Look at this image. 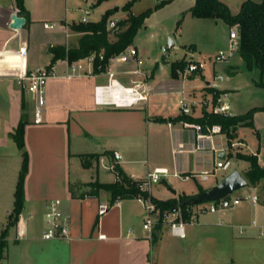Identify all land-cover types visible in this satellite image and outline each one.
Segmentation results:
<instances>
[{
    "label": "crops",
    "instance_id": "0c3cea01",
    "mask_svg": "<svg viewBox=\"0 0 264 264\" xmlns=\"http://www.w3.org/2000/svg\"><path fill=\"white\" fill-rule=\"evenodd\" d=\"M71 1L74 0H24L26 21L22 27L14 28L10 22L12 14L18 13L15 0H0V232L13 208L23 160L12 136L21 120H26L24 140L29 154L25 202L16 225L9 230L2 264H264V181L252 185L253 194L259 196L257 202L249 199L246 206L241 207L243 202L233 206L236 210L230 216V208L202 213L186 223L185 237L174 235L166 224L157 228L155 235L144 228L148 200L132 197L114 201L109 191L91 193L88 185L96 180L116 181V167L143 181L148 171L165 167L167 174L158 182L144 183V188L156 198L168 199L180 194L193 196L202 191L200 186L205 189L219 182L232 168L217 167V162L225 158L231 166L236 158V169L245 174L249 162L231 155L236 146L237 151L245 152L243 138L231 140V144L226 133L218 132L202 140L185 120L170 119L183 114L182 97L190 105L195 103L189 115L199 117L212 111L216 90L226 93L230 114H242L263 104L231 111L237 104L229 97L237 88L230 78L244 69V62L238 52L228 61L214 60L218 50L229 45L230 26L223 19L193 16L190 7L195 0H190L184 13L194 17L199 29L204 28L205 39L178 41L173 37L175 45L170 55L163 49L166 57H155L153 63L143 59L135 39L130 46L137 48L141 64L134 58L121 61L113 56L103 70L68 74L67 60L58 59L54 62L56 76L47 82L45 119L34 123L33 96L19 85L17 76L51 63V45L78 44L82 33L75 31L71 25L76 22L67 18ZM222 1L237 13L244 0ZM109 2L90 0L89 6L98 9L100 19L107 10L119 9V5L112 7ZM147 19L143 26H147ZM51 21L65 26L45 27L44 23ZM47 29H51L48 34ZM176 47L182 54L175 60L202 59L206 61L205 68L173 75L172 51ZM166 66L170 70L163 74ZM109 67L124 86L139 83L137 88L145 90L146 97L132 104L117 103L110 93L98 99L96 86L108 82ZM197 105L201 106L200 112L196 111ZM253 121L260 138L264 137V110L256 111ZM115 151L120 158H115ZM250 154H257L264 166L261 149L251 150ZM204 172H208L206 178H202ZM177 177L191 181L188 191L174 185L171 180ZM158 183L166 185L165 192L153 187ZM55 199L69 215L68 238L43 237L48 205ZM101 204L109 205L103 213L99 212ZM250 210L252 221L243 219ZM237 226L244 228L237 230Z\"/></svg>",
    "mask_w": 264,
    "mask_h": 264
},
{
    "label": "trees",
    "instance_id": "16d2710c",
    "mask_svg": "<svg viewBox=\"0 0 264 264\" xmlns=\"http://www.w3.org/2000/svg\"><path fill=\"white\" fill-rule=\"evenodd\" d=\"M134 1L135 0H128L124 7L130 10ZM15 3L18 13H26L27 15L28 10L25 7L24 0H15ZM108 11L109 10L97 21L73 23L71 27L75 31L82 33L78 39V44L74 46H67L66 44L51 45L49 48V52L52 53L50 64H53L58 59H67L69 62H72L95 53V70L100 71L105 69L111 57L120 54L128 46L133 44L139 29L150 16L152 9L148 8L139 14L129 12L126 17L119 19L111 28L108 27ZM190 12L195 17L223 19L229 26L236 25L239 33L238 53L243 59V68L252 69L258 67L261 72H264V0H244L241 9L237 13H233L227 3L222 0H195L194 4L190 7ZM111 35L115 36L114 40L110 38ZM100 52H103L104 55L102 59L99 58ZM189 61L190 60L184 58L172 61V74L177 75L178 69H185ZM259 84L264 87L263 82ZM221 91L222 90H216L215 96ZM258 110H264V102L260 106L251 107L242 114L205 111L204 114L199 117L189 114H180L170 119H183L197 122L202 124L204 129L208 125L215 123L220 124L222 132L228 135L229 143L232 144L231 140L236 132L235 126L241 124L254 126V114ZM25 124L26 120H21L12 133L13 138L22 152L23 160L14 192L13 208L9 213L7 224L0 232V264H2V260L5 257L9 230L12 226L16 225L25 202V178L29 170V154L25 148L24 140ZM231 155L249 162V167L244 175L251 185H256L258 182L264 181V166L260 164L257 154L237 151L235 154ZM116 173L118 178L114 182H101L98 180L89 182L88 185L91 187L90 192L97 193L100 189H105L109 191L111 199L114 201L132 197H141L145 200H151L155 203L161 217L165 210L181 207L185 211L186 206L189 204L186 202L190 197L188 194H180L168 199H159L151 195V193L144 188L143 180L133 179L118 167H116ZM200 190H203L202 186H200ZM184 218H188L186 212H184ZM161 219L156 225L157 228H160L162 225Z\"/></svg>",
    "mask_w": 264,
    "mask_h": 264
},
{
    "label": "built area",
    "instance_id": "2783aa9c",
    "mask_svg": "<svg viewBox=\"0 0 264 264\" xmlns=\"http://www.w3.org/2000/svg\"><path fill=\"white\" fill-rule=\"evenodd\" d=\"M82 21H87V17H83ZM114 23V22H113ZM45 27L47 28H57L64 27L65 24L51 21L45 22ZM229 45L227 48H222L218 50V52L214 56V60L216 62H224L228 61L234 57V55L238 52L239 47V33L238 27L236 25L230 26L229 28ZM104 57L103 52H100L99 58L102 59ZM121 61H129L132 58L136 59V61L141 64L143 60L138 57V50L134 46L127 47L120 54L115 55ZM67 60V59H66ZM96 61V54L92 53L84 58L74 60L69 62L67 60V73L73 74L76 72H86L91 73L94 70V64ZM84 62H87L88 66L85 65ZM206 66V61L202 59H191L185 69H178L177 72L182 75H187L189 73H193L199 70L204 69ZM109 69V80L104 85L96 86V94L97 98H105L109 93L112 94V97L117 103L122 104H132L134 101H137L139 98L146 97V94H143V91L138 87L139 83H136L134 86H124L121 84L113 75L112 70ZM56 76L55 66L53 64L40 65L28 72L20 74L17 76V81L19 85L28 91L33 96V122L34 123H42L45 119V107H46V93H47V82L50 77ZM218 77H222L219 75ZM214 85H217L214 82ZM120 90L122 93V97L115 98L114 92L115 90ZM131 96V97H129ZM226 93L220 92L218 95H214L215 104H213V110L215 112H223L229 113V104L225 102ZM195 105L194 102L191 105L188 103L185 97L180 99L181 112L183 114H191L192 108L191 106ZM185 124L188 126H192L197 131V136L199 139H211L215 133L222 132V127L220 124H212L206 126L204 129L202 124L197 122H191L185 120ZM115 158H120L121 154L118 151L114 152ZM217 167H222L224 169H228L231 167V161L227 158L219 160L217 162ZM168 169L165 167H155L152 170L148 171L146 180L144 183L150 184L152 182H158L161 180L162 176L167 174ZM208 172L202 173V178H206ZM188 177V176H187ZM250 199L253 202L258 201V194L248 195L246 197L239 195H232V193L217 198L214 200H204L198 203H189L185 211L181 207H174L170 210H165L162 213V217L160 216L159 210L156 208L155 203L151 200L147 201V209L148 214L143 222L144 228L151 231L154 234L157 229L156 225L158 221L161 219L162 224H166L170 227L171 232L174 235L179 237L186 236L185 225L188 221H195L198 218V215L206 212H217L221 211L233 206L240 204L243 199ZM109 207L108 204H101L99 212L103 213ZM184 212L188 214V218H184ZM47 218V226L44 230L43 237L50 238H68L70 235V227H69V215L66 214L60 207V200L55 199L50 201L48 205V210L46 212Z\"/></svg>",
    "mask_w": 264,
    "mask_h": 264
},
{
    "label": "rangeland",
    "instance_id": "374dc122",
    "mask_svg": "<svg viewBox=\"0 0 264 264\" xmlns=\"http://www.w3.org/2000/svg\"><path fill=\"white\" fill-rule=\"evenodd\" d=\"M4 1L8 2L9 0ZM127 1L128 0H111V2H109V5H112V7L119 5V9H109L108 27H113L119 19H122L123 16H126L129 12L139 14L144 10L151 8L152 11L147 19V26H143L135 38V41L139 46L141 56L144 60H149L150 63H153L155 57L162 58V56H165L162 47L168 43L169 36L177 37L176 39H178V41H187L194 38L205 39L206 33L204 28L201 27L199 29L198 25L194 21V17H187L184 13L183 9H185V6L190 0H161L159 3H156V0H135L130 10H127L124 7ZM89 4L90 0L71 1L67 5L68 20L79 23L83 16L87 17V20L99 19L98 9H91ZM99 11H101V9H99ZM49 30H45L47 34L50 33ZM110 38L114 40L115 36L111 35ZM69 46H74V43L70 42ZM181 54V49L176 47L172 51V59L175 60L177 57H181ZM169 70L170 67L166 66L162 73H167ZM230 82H232V84H234L237 88L235 95L229 97L230 102L234 101L237 104V108L233 107L231 111H235V109L240 111L241 109H246L252 105L263 103L264 87L259 83H264V72H261L258 67H254L252 69H242L238 71L236 74H234V76H231ZM197 96L200 97L201 94L199 93ZM200 108L201 106L197 105L196 111L200 112ZM173 111H177L176 105H174ZM238 137L244 139L245 146L243 149L245 153H251V150L258 152L261 149L262 153L264 154V137L262 136V138H260L255 126L245 124L239 125L238 129H236L235 136L232 138V141H236ZM226 139H228L227 136ZM238 148L239 146L232 148V151L234 152L233 154L237 152ZM236 162V158L233 159V164L230 171L239 168ZM171 181L176 183L174 185L178 186L179 188L183 187L187 191L191 182L183 181L179 177L173 178ZM154 186H158L164 192L167 188L163 183L154 184L153 187ZM262 190L264 191L263 188ZM253 192L254 190L252 185H249L235 190L232 192V195L246 197L248 195H252ZM242 202L243 203L241 207L249 204L250 200L244 198ZM235 210L236 208L230 207V209L227 210L228 216H230V214H232V212ZM247 218H252L251 210L250 212L248 211L244 214L243 219ZM250 221H252V219ZM242 228L244 227L237 226V230ZM246 243L249 244L250 242L246 241ZM248 263L246 262V264Z\"/></svg>",
    "mask_w": 264,
    "mask_h": 264
},
{
    "label": "water",
    "instance_id": "95a60500",
    "mask_svg": "<svg viewBox=\"0 0 264 264\" xmlns=\"http://www.w3.org/2000/svg\"><path fill=\"white\" fill-rule=\"evenodd\" d=\"M158 1V0H156ZM26 21V13L18 14L14 12L12 14V20L10 26L14 28H20ZM175 45L173 37L168 38V43L164 46V51L170 55V50ZM236 127V126H235ZM249 185V181L246 176L238 169H234L226 174L219 182L209 188H205L198 194L190 196L187 203H198L204 200H214L224 197L239 188H243ZM158 233V231H156Z\"/></svg>",
    "mask_w": 264,
    "mask_h": 264
},
{
    "label": "bare ground",
    "instance_id": "6f19581e",
    "mask_svg": "<svg viewBox=\"0 0 264 264\" xmlns=\"http://www.w3.org/2000/svg\"><path fill=\"white\" fill-rule=\"evenodd\" d=\"M114 94H115L114 97L116 99L122 97V93H121V91L119 89L115 90ZM129 97H131V96H129Z\"/></svg>",
    "mask_w": 264,
    "mask_h": 264
}]
</instances>
